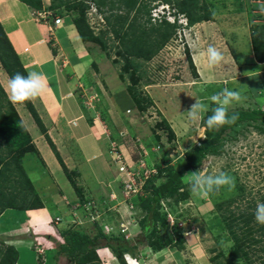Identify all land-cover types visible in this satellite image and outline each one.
<instances>
[{
	"label": "rangeland",
	"instance_id": "rangeland-1",
	"mask_svg": "<svg viewBox=\"0 0 264 264\" xmlns=\"http://www.w3.org/2000/svg\"><path fill=\"white\" fill-rule=\"evenodd\" d=\"M41 2L43 5L42 9H48L51 0H41ZM197 5H206L212 15V20L201 21L196 25H191L184 30V33L181 32V36L177 34L176 37H171L172 39L167 45H164L150 61L135 58V62L140 63L137 68L138 72H142V76L140 77L141 92L151 99V105L142 114L139 112L140 115L135 114V111L132 112L131 116L128 115L130 118L128 122L132 125L131 128L129 126L125 128L128 130V133L133 132L138 138L147 140V150L149 148L152 150L147 155L150 161L148 163H157L161 167L169 165L180 168L184 163L183 157L186 150L202 142L204 144L208 142L209 137L206 136L204 122H192L188 118V110H190L196 101L205 103L211 109L214 103L210 101V96L221 92L226 86L233 91L236 89L243 97L241 102L230 106V111L242 108H260L264 110V83L260 86L263 87V89H260L263 91V95H260L256 93L258 91L256 89L258 80L256 76L247 80L237 78L233 81L234 77L240 74V71L243 73L255 71L256 65L253 62V57L250 55L251 26L253 24H264V0H197ZM155 7L162 10V7L166 8L167 5L161 2L151 3L152 13ZM169 8L173 14L177 12L175 14L177 19H186L175 7L172 9L169 6ZM203 11L202 9L200 10L201 13ZM55 12L58 14L68 13L63 7L55 9ZM107 13L108 11L104 14L101 13L94 5H91L87 10L88 22L96 34L102 35L110 56L97 43L85 42H88V48L90 52L92 51L93 58L95 57L99 61L98 70H95L97 77L100 81H103L105 77L104 86L111 91L120 88L119 91H113L115 95L113 99L116 98L119 105L125 107L128 101L124 96V88L129 79L126 77L125 81H121L118 78L119 68L125 62V59L117 54V49L119 48L118 38L108 31L109 28L103 17ZM152 13L150 14L152 15ZM137 21L143 23L142 18H138ZM209 46L217 48L224 57L219 65L211 68L207 66L205 55ZM185 48L189 50L197 72L196 76L192 73V69L188 63ZM115 60L119 62L116 63ZM99 66L102 70L101 73ZM8 82L9 77L0 64V84L7 91V94L10 95ZM105 88L104 90L107 91ZM87 101L89 103V99ZM14 105L24 123L28 126L32 124V129L37 132L38 128L25 108L24 103H14ZM129 105L131 107V101ZM162 114L169 120V130L174 132V135L170 131L167 132L165 129H159L157 130L158 135L151 136L149 134V125L159 120V116ZM41 115L43 118L45 117V114ZM206 115L207 113L204 114L205 119ZM60 118L63 122L66 121L64 117L61 116ZM47 120L46 118L44 119L45 124ZM139 125L144 128H138L137 126ZM112 128H114L113 125ZM32 129L29 127L30 135L32 134ZM214 130H209L210 135H212ZM234 130L229 131V135L232 138L223 141L220 154L207 155L195 171L187 172L188 177L185 189L188 191V197L174 205L168 217V224L166 228L162 229L164 232L168 231L170 234H172L174 229H180L184 233V236L190 235V240L192 238L195 239L197 248H200L198 252H205L210 264L220 261L225 263L226 260L229 261V264H247L240 257L230 259L232 258L231 250L233 242L229 240L225 228H219L215 219L217 218V210H215L214 204L238 194L239 192L235 183L241 184L245 188L244 196H239L237 199L239 208L243 209L246 206V202L250 200H254L256 204L260 203V197L264 194V133L259 132L253 125L247 123L239 124ZM113 132V139L124 155V160L128 164H131L134 160L132 158L134 155L126 153L124 144L121 143L123 136H119L116 129ZM123 134L127 133L124 132ZM155 136L157 138H153ZM33 137L34 135L31 136V138ZM45 143L47 142L45 141ZM158 144L162 146L161 149L158 147ZM66 146L67 144L64 142L63 148L66 149ZM129 146H131L130 143ZM48 148L52 152L49 146ZM109 149L111 152V147ZM131 149H134L133 145ZM61 152L62 156L65 157V163L68 164L67 167L69 170H72L70 163H74V161L66 158L68 157L66 150L61 149ZM110 152L108 156L112 158ZM22 163L36 190L46 200L45 204L50 205L51 203L50 194H54V192L50 193L52 189H55L56 195L60 198L59 193H57V186L60 187V191L63 190L69 195L66 200H63L65 201V205L66 201H69L68 204L71 211L67 207V211L60 216L61 220L63 218L69 224L77 225L89 233L92 231L93 234L96 233V231L92 230L94 228L93 222L89 219L86 220L82 208H74L73 205L75 203L70 205L74 201L73 199L77 197L75 190L65 178L62 168L57 170L58 167H53L52 174H49L39 158L33 153L26 154L22 158ZM112 165L117 175H120L118 164ZM218 170H222L232 177L233 186H225L219 192H213L208 197L201 198L194 196L191 191V185L188 183L189 176L193 172L212 174ZM88 176L90 180H93L94 177L90 173H88ZM86 178L87 175L81 172L76 179L85 187H87V184L91 186ZM106 185L109 184L106 183ZM91 188L92 190L89 187L87 189L84 188V192L87 196L91 197L90 200H93L95 209L96 211L98 210L96 220H100V224L101 220H104V224L101 227L103 228V232H114L115 234L121 232L125 238L130 240L128 242L129 245H136L134 250L140 251L138 254H142L141 257L145 260L146 264H159V257L152 256L155 250L147 246L145 242H141L143 235L137 221L140 218L139 209H134L129 199H125L123 190L121 195L110 192V195L104 196L100 191L94 189V187ZM89 211L94 212V209L90 207ZM51 224H53V221ZM36 239L37 242L39 241V245L41 243H43L41 246L46 245L41 235H38ZM4 240L5 238H0V245L4 243ZM193 241H191V245H193ZM7 242L9 243L10 241ZM57 242V240L56 242L54 240L52 243H55L57 246ZM111 242L115 243L116 241L112 240ZM188 250L186 257H191L192 260L197 262V253L196 255H191ZM183 251L186 254V250L184 249ZM145 252L146 255H143ZM52 253L53 251L49 252V254ZM261 254L262 256L259 258L261 260L263 258L264 260V252H261ZM160 257V259L163 258V256ZM213 257L214 259L211 261ZM260 259H255V263L261 262ZM115 261L116 263L114 264H118L116 259ZM196 262L193 261V264H196ZM68 263L69 261L62 256L56 261V264ZM133 264L137 263L134 262Z\"/></svg>",
	"mask_w": 264,
	"mask_h": 264
},
{
	"label": "trees",
	"instance_id": "trees-1",
	"mask_svg": "<svg viewBox=\"0 0 264 264\" xmlns=\"http://www.w3.org/2000/svg\"><path fill=\"white\" fill-rule=\"evenodd\" d=\"M20 1L35 10H41L43 7L41 0ZM153 2L168 4L172 9L175 7L186 17L187 24L190 26L201 21L212 20L207 6L197 5V0H51L48 5L50 10L63 7L72 17L81 41L97 43L110 56L102 35L96 34L87 16V10L91 5L103 14L108 11L103 16L104 20L109 28L108 31L118 38L117 54L125 59L119 68L118 78L121 81H125L126 77L129 79L124 88V96L128 101L126 106L129 107L126 110L133 109L140 113L148 109L151 99L141 92L142 72H138L137 68L140 63L135 62V58L150 61L164 45H167L171 37L177 36V28L180 26L177 22L171 23L164 17L160 21H152L150 13ZM201 9L204 10L202 13ZM138 18H142L143 23L137 21ZM251 30L252 55L256 61L264 62V24H253ZM185 51L192 73L196 76L197 72L188 48H185ZM115 62L119 61L115 60ZM0 64L9 79L15 73L28 75L1 22ZM92 65L98 69L95 61ZM24 105L38 131L44 136L54 153L65 178L75 190L76 201L80 203L90 201L91 197L86 195L83 186L76 179L80 173L76 170H69L47 133L45 122L31 100L24 102ZM215 106L214 104L212 108ZM84 107L87 108V106ZM211 109L207 112L206 119L207 116L212 115ZM233 113L238 117L235 123L224 125L218 130L215 129L212 135L204 123L206 136L209 137L208 142L206 144L202 142L186 150L183 157L184 163L180 168L169 165L161 167L154 163L157 172L144 183L140 192L129 198L131 206L139 209L140 218L137 221L143 235L141 242H145L153 250H160L164 247L180 250L184 247L185 236L180 229H174L172 234L162 229L166 228L168 216L174 205L188 197V191L185 189L187 172L195 171L207 155L220 154L223 141L232 138L229 131H235L234 129L239 124L253 125L259 132L264 133V110L260 108L229 110V115ZM159 117V120L150 125V135H158L157 130L159 129H165L174 135V132L169 130L170 125L166 118L163 115ZM106 121L109 122L108 119ZM26 126L14 103L11 102L0 84V213L7 208L37 209L43 207L41 196L22 163V158L26 154L33 153L44 166L39 150L32 141ZM127 131L125 130L126 133ZM142 139L139 138V141L148 145L147 140ZM120 184L122 194L124 181L120 180ZM235 184L238 194L214 204L217 210L215 219L219 228H225L229 240L233 242L231 260L240 257L247 264H264L263 258L262 260L259 258L262 256L261 252H264V225L255 221L254 212L257 204L254 200H250L246 202L243 209L239 208L237 199L239 196H244L245 188L241 184ZM260 202H264V194L261 195ZM94 210H96L95 206ZM84 215L86 216V213ZM99 221H93L92 230L96 231L94 234L93 231L90 234L77 225L69 223L61 225L59 229L63 241L57 244L54 251L55 257L64 256L69 261L68 264H101L97 249L103 245L110 247L118 264H127L125 256L127 253H133L136 245H129L130 240L125 238L121 232L117 234L103 232L101 225L104 220H101V224ZM112 240L116 242L113 243ZM17 257L18 253L13 246L4 243L0 245V264H15ZM213 259L214 257L211 261ZM255 259H260L261 262L255 263ZM228 262L226 260L225 263L220 261L213 262V264H229Z\"/></svg>",
	"mask_w": 264,
	"mask_h": 264
},
{
	"label": "crops",
	"instance_id": "crops-1",
	"mask_svg": "<svg viewBox=\"0 0 264 264\" xmlns=\"http://www.w3.org/2000/svg\"><path fill=\"white\" fill-rule=\"evenodd\" d=\"M33 11V8L20 0H0V22L27 74L36 71L48 84V90L32 99L31 102L41 119L43 121L45 118L48 119L45 124L48 129L47 133L63 161L65 162V157L62 156L61 149L67 151L68 157L66 158L74 161V163H70L72 170L75 169L87 175L86 180L91 186L88 184L86 186L91 190V187H94L104 196L110 195V192L120 195V180L122 178L117 175L112 165L115 162L108 156V147L109 141L113 140L114 129L121 136L122 131L126 130V126L131 128L132 124L128 122L130 118L125 114V110L129 107L126 105L122 107L116 98L113 99L115 96L113 91H119L120 88L111 91L104 86L105 77L103 81L97 77L95 70L98 69L92 65V62L95 61L98 67L99 61L95 57L93 58L92 51L90 52L88 48V42L81 41L72 17L68 13L58 14L52 10L53 14L48 15L47 20L42 22L33 17ZM55 16L61 18L57 24L53 22ZM49 26L52 27L51 32ZM250 55L253 57L251 50ZM252 59L256 65L255 71L246 73L240 71L233 81L237 78L247 80L256 76L258 78L256 93L261 95L263 91L260 89L263 87L260 86L264 83V62H258L254 57ZM99 69L101 73L100 66ZM7 96L10 97L9 94ZM41 114H45V117L43 118ZM99 114L101 118H97L96 115ZM61 116L64 117L65 122L61 120ZM107 119L109 122L105 121ZM100 121L104 122L105 126ZM26 127L29 130V127L32 129L33 125L30 124ZM145 130L148 132L146 128ZM37 132L33 129L31 131V136L34 135L33 142L39 150L44 167L49 174H52L53 167H58V170L61 166L54 153L50 152L44 136L40 132L37 135ZM130 133L133 134V132ZM64 142L67 144L66 149L63 148ZM121 143L124 144L126 153L133 155L129 146L130 139L126 135L122 138ZM88 173L94 177L93 180H90ZM82 186L87 189L84 185ZM56 189L60 198L56 195L55 189H52L50 193L54 192V194H50V205L45 204L46 200L39 192L43 207L37 209L7 208L0 213V238H5L4 243L13 246L17 251L18 257L15 264H56V261L60 259L61 256L55 257L54 255L56 245L52 242L57 240V244L62 243L63 238L58 231H60L61 225L68 224V222L62 218L58 223H54V218L62 216L67 211V207L69 208V201L67 200L65 205L63 200H66L69 195L63 190L60 191L58 186ZM73 200L70 205L77 202L76 199ZM82 211L85 212L84 209ZM51 220L53 224H51ZM38 235H41L45 246H41L43 243L39 245V241L37 242ZM6 240L10 242L8 243ZM191 241H193V245H191ZM34 245L43 247L44 255L36 254ZM197 247L196 240L193 238L190 240V235H187L183 249L164 247L154 251L152 256L159 257V264H193V261H196L191 257H186L187 250L191 249L188 252L191 255H196L200 249ZM109 248L102 245L97 249L101 264L116 263ZM184 249L186 254H184ZM50 251L53 253L49 254ZM138 253L140 251L136 250L133 253H127L125 256L127 264L134 262L146 264L141 257L142 254ZM143 255H146V252ZM160 256L163 258L160 259ZM62 257L65 259L64 256ZM196 264H210L205 252L203 258L197 260Z\"/></svg>",
	"mask_w": 264,
	"mask_h": 264
},
{
	"label": "clouds",
	"instance_id": "clouds-1",
	"mask_svg": "<svg viewBox=\"0 0 264 264\" xmlns=\"http://www.w3.org/2000/svg\"><path fill=\"white\" fill-rule=\"evenodd\" d=\"M165 5H167V7L166 8L162 7V10H159L157 7L153 9V13L151 12L152 15L150 14L152 21H157V20L160 21L164 17L167 21L171 23L177 22L178 24H180V26L177 28V34L178 35L180 34L181 36V32L184 33V30L187 29L190 25L187 24L186 19L185 20L177 19L175 16L176 13L173 14V12H171V9L169 8V5L168 4H165ZM41 10L49 11L50 13L48 15L53 14L52 10H49V9H41ZM36 11L37 10L34 9L33 17H35L34 13ZM47 16L45 20L42 19V20H37V21L45 22L47 20ZM55 18H60V16H55L53 19L54 24H57L54 21ZM49 31L50 32L52 31V27L51 29H49ZM205 55H206V63L209 68L219 65L224 59L223 54L217 48L213 46H209L207 48ZM8 87H9V92H10V97H9L10 100L13 103H21V104L44 94L48 90V84L46 80L42 77L40 73L36 71L29 72L27 76H24L21 73H15L9 79ZM96 97L97 95L95 93V98ZM209 99L212 103L216 105L214 108L211 109L212 115L207 116V119L205 120L204 114L209 111V107L208 105H206L205 103L201 101H196L191 106L190 110H188V118L190 121L192 122L203 121L206 124L208 129H216V130H218L220 127H223L224 125H230V124L235 123L238 117L235 113L229 115V108L234 103H239L242 101L243 97L239 91L230 90L228 87L225 86L221 92H217L211 95ZM134 111L136 112L135 114L140 115V113L137 110H133V109L125 110V114L131 115L132 112ZM96 116L97 118H101L100 114ZM100 122L105 126L104 122L102 121ZM167 122L170 123L169 120H167ZM124 132L125 131H122V136L124 137L126 135L130 139V145L134 146V149L132 150L133 155H134L133 159H134L136 157L135 156L136 146L134 145L133 140L137 136H135L136 135L135 133L123 134ZM141 144L147 149V146L145 143L141 142ZM158 147L160 149L162 148V146L159 144H158ZM149 151H152L151 148L148 149V154H149ZM188 183L191 185V191L193 195L196 197H201V198L208 197L213 192H219L221 188L225 186H233L232 177L222 170H218L217 172H214L212 174H208V173L200 174V173L193 172L188 178ZM254 217H255L256 223L260 225H264V202L257 203L255 212H254ZM110 251L112 252L111 249ZM203 256H204V253L202 251L197 253L198 260L202 259Z\"/></svg>",
	"mask_w": 264,
	"mask_h": 264
},
{
	"label": "built area",
	"instance_id": "built-area-1",
	"mask_svg": "<svg viewBox=\"0 0 264 264\" xmlns=\"http://www.w3.org/2000/svg\"><path fill=\"white\" fill-rule=\"evenodd\" d=\"M49 11L37 10L34 13V18L36 20H45L46 16L49 14ZM55 23L60 21V18H55ZM49 29L51 27L49 26ZM113 141V140H111ZM109 146L111 147L110 155L112 156V160L118 164V171L122 180L124 181L123 195L125 199H129L133 197L136 193L140 192L143 188L144 183L157 172V168L154 164L148 163V150L141 144L138 137H135L133 140L135 147V158L131 164H128L126 160H124V155L118 148L116 142H111ZM109 147V148H110ZM93 201H86L84 203L76 202L74 204V208H82L84 209V213H86V220L94 221L97 218V211L94 212L89 211L90 207L94 209ZM74 213V212H73ZM75 214V213H74ZM60 216H56L54 218V223H58L60 221ZM34 249L36 254L44 255V249L41 246L34 245Z\"/></svg>",
	"mask_w": 264,
	"mask_h": 264
}]
</instances>
